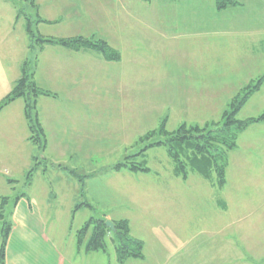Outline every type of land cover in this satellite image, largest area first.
I'll list each match as a JSON object with an SVG mask.
<instances>
[{
	"label": "rangeland",
	"instance_id": "374dc122",
	"mask_svg": "<svg viewBox=\"0 0 264 264\" xmlns=\"http://www.w3.org/2000/svg\"><path fill=\"white\" fill-rule=\"evenodd\" d=\"M35 2L39 13L29 1L0 0V105L25 60L33 67L36 86L49 94L27 95L36 107L31 117L37 116L45 135V140L38 136L40 143L30 141L24 99L0 110V202L5 199L6 221L22 194L38 198L44 214L62 216L63 222L54 225L64 226L72 237L90 220L111 215L131 222L132 234L148 244L139 222L156 212V199L189 201L184 208L194 221L203 208L211 215L216 201L229 196L238 199L232 200L238 210L232 218L264 215V155L257 152L237 154L241 162L231 164L221 187L214 173L204 180L183 159L187 178L177 175L163 148L153 147L135 161L144 160L148 174L115 169L126 157L139 155L149 144L139 139L158 132L162 124L171 133L181 125L220 121L231 100L264 75V45L252 48L244 9L218 12L215 0ZM26 20L32 21L33 39L25 33ZM39 35L47 41L102 40L120 59L107 63L95 52L97 59L58 46L40 53ZM262 102L264 90L242 107L237 119L256 117ZM238 168L246 174L241 180L245 192L237 195ZM29 174L32 190L26 185ZM106 245L112 249L111 241Z\"/></svg>",
	"mask_w": 264,
	"mask_h": 264
},
{
	"label": "crops",
	"instance_id": "0c3cea01",
	"mask_svg": "<svg viewBox=\"0 0 264 264\" xmlns=\"http://www.w3.org/2000/svg\"><path fill=\"white\" fill-rule=\"evenodd\" d=\"M24 1H29L30 7L34 10L36 9V13H39L35 0ZM233 1L236 3L235 5L218 10L215 0V9L218 12L225 11L228 7L244 9L246 37L252 42V48L255 46L259 50L260 45H264V0ZM161 2L166 3V1ZM239 18L240 15L237 19ZM31 25L32 21L26 20L24 30L29 38L32 37L28 34V29L34 35ZM6 37L5 34L1 40H5ZM38 37L40 38L41 36L39 35ZM56 46L64 48L68 52L97 59V57H93L92 54L94 52L92 51H74L57 44H42L39 47V51L43 53L44 47L54 48ZM95 54L104 61L99 54ZM37 59L35 58L34 66L38 62ZM22 69H25L27 73L30 72L34 81L35 73L28 60L22 63L19 78L22 74ZM262 90H264V81L259 90L250 96L245 105L255 96L261 94ZM262 104L264 106V102ZM263 114L264 107L260 109L259 113L256 112L257 116L254 118H258ZM26 126L28 128L27 122ZM241 151H247L249 156L253 152H257L261 156L264 155V120L248 127L239 135L237 148L228 154L227 178V170L230 173L231 164L241 162V159L236 157L237 154H241ZM243 164L245 168V162ZM244 168L236 170L237 181H240L234 185V191L237 195L239 192H245V185L241 182V180L245 179L246 170ZM42 175H44V170ZM31 185V182L27 185L29 190L30 188L32 190ZM0 186H3L1 179ZM155 186L161 187L158 183ZM260 188H264V184H261ZM17 198L8 220L11 223V230L4 250V264H264V232L262 229L264 215L258 214L256 218L253 217L254 214L247 212L248 214L232 218L231 213H238V210L232 205V200L235 199L238 202L237 196L236 198L226 197L223 202L216 201L218 207L216 209L213 208L211 215L206 216L203 208L198 214L196 221L189 218V214L184 208L189 201L174 200L167 197L153 200L152 208L157 209L156 212L151 211L148 221L142 218L141 222H139L142 225V230L149 235V244L141 236L132 234L131 222L128 221L130 236L143 243L142 258L128 259L122 263L117 260L113 246L111 250L106 248L105 252L100 250L86 251L82 245L78 246L76 233L86 223L72 237V232L65 230L64 226L63 229L59 230V226L57 224L54 225L59 220L63 222L62 216L44 214L43 210L39 208L40 201L38 198L31 197L28 194H22ZM213 201L215 200H212L214 205ZM209 209H207V213ZM102 220L121 221L120 219L112 218L111 215H104ZM206 222L207 225L205 224ZM256 227L258 228L256 229Z\"/></svg>",
	"mask_w": 264,
	"mask_h": 264
},
{
	"label": "trees",
	"instance_id": "16d2710c",
	"mask_svg": "<svg viewBox=\"0 0 264 264\" xmlns=\"http://www.w3.org/2000/svg\"><path fill=\"white\" fill-rule=\"evenodd\" d=\"M216 5L218 10H222L227 6L235 5V2L233 0H216ZM27 32L33 39L34 35H32L30 29ZM36 41L39 44H57L74 51H92L99 54L106 62H117L120 59L117 51L102 40L90 42L84 38H72L47 41L37 37ZM25 71V69H22L20 78L14 83L12 91L4 98L2 105H0V110L17 99H24V116L30 132V141L40 143L38 136L43 138V140H45V136L38 123L37 116L33 119L31 117L30 110L33 109L35 111L36 107L30 105L27 95L32 93L34 97H37L38 95L49 96V94L40 90L34 83L32 74L28 75ZM263 81L264 76L247 85L237 94L231 100L228 110L222 113L218 122L206 123L202 127L181 125L176 131L171 133L167 132L164 124H162L158 132L147 133L139 139L142 144L149 143L139 155L126 157L115 169L118 171L126 169L130 172L148 173L149 170L145 167L144 160L137 164L135 161L138 157L144 159L147 150L153 147L163 148L175 165L176 174L182 176L183 179H186L187 176L186 167L182 159L188 162L193 172L204 180H210L211 175L214 173L218 186H223L228 167V154L237 148L239 135L248 127L264 120V114L258 118L237 119L242 107L250 96L259 90ZM33 102L36 104V101ZM156 137H161V139L151 143ZM30 176L31 174L27 177L26 185L30 184ZM4 207L5 199H1L0 264H4V250L11 230V223L6 221L3 216ZM104 222L102 219L90 220L78 230L76 233L78 246L82 245L86 251L100 250L105 252L107 248L106 241L109 240L114 247L119 262L142 258L143 243L130 236L127 221L113 222L114 233L105 226Z\"/></svg>",
	"mask_w": 264,
	"mask_h": 264
},
{
	"label": "water",
	"instance_id": "95a60500",
	"mask_svg": "<svg viewBox=\"0 0 264 264\" xmlns=\"http://www.w3.org/2000/svg\"><path fill=\"white\" fill-rule=\"evenodd\" d=\"M104 224H105V226H106L108 229H110V231H111L112 233L115 232L113 222H111V221H105Z\"/></svg>",
	"mask_w": 264,
	"mask_h": 264
},
{
	"label": "built area",
	"instance_id": "2783aa9c",
	"mask_svg": "<svg viewBox=\"0 0 264 264\" xmlns=\"http://www.w3.org/2000/svg\"><path fill=\"white\" fill-rule=\"evenodd\" d=\"M3 173H6V171H4Z\"/></svg>",
	"mask_w": 264,
	"mask_h": 264
}]
</instances>
